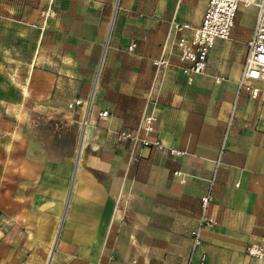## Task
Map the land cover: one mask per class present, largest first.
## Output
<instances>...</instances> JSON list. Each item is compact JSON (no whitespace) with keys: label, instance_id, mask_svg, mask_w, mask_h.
Masks as SVG:
<instances>
[{"label":"crops","instance_id":"0c3cea01","mask_svg":"<svg viewBox=\"0 0 264 264\" xmlns=\"http://www.w3.org/2000/svg\"><path fill=\"white\" fill-rule=\"evenodd\" d=\"M52 2L27 74L0 84L15 96L1 102L14 116L0 142V264H264L247 251L264 248V81L256 96L236 84L254 16L188 74L173 36L191 32L174 24L199 26L208 0ZM147 101L161 147L118 137ZM208 191L213 224L191 253Z\"/></svg>","mask_w":264,"mask_h":264},{"label":"built area","instance_id":"2783aa9c","mask_svg":"<svg viewBox=\"0 0 264 264\" xmlns=\"http://www.w3.org/2000/svg\"><path fill=\"white\" fill-rule=\"evenodd\" d=\"M241 6H252L255 13L252 30L246 40L244 63L236 84L238 92L244 89L250 91L252 96H256L259 89L253 86L252 82L264 81V0H208L199 26L190 27L188 24H174L176 31L189 28L191 33L189 36H173V45L178 50L179 60L188 62V64L182 66L183 72L188 74L203 72L208 51L214 40L216 38H229L234 25V17ZM134 47L135 43H131L128 49L132 50ZM154 63L158 65L166 62L161 63L160 60H155ZM77 104H82V100L77 98L74 102L69 103V106L72 107ZM99 114L106 115L107 111H101ZM156 119L154 103L151 104L150 101H147L137 126L132 130L119 132L118 137L130 139L133 144H139L141 147H161L159 140L152 137ZM86 123L87 118L85 117L83 125H86ZM228 125L225 130V137L230 134ZM210 198V191L201 197L203 212L197 226L192 230L191 253L200 243V230L202 227L213 224L211 218L205 214ZM247 251L250 255L264 257V248L256 243H250Z\"/></svg>","mask_w":264,"mask_h":264},{"label":"rangeland","instance_id":"374dc122","mask_svg":"<svg viewBox=\"0 0 264 264\" xmlns=\"http://www.w3.org/2000/svg\"><path fill=\"white\" fill-rule=\"evenodd\" d=\"M254 13L252 6L239 8L234 17V34L239 37L245 34ZM54 16L52 0H0V84L15 82L12 80L13 72L18 74L25 68L27 74L28 60L34 57L36 52L37 30ZM9 91V88L3 90L0 86V142L3 122L5 119L12 122L14 116L13 112L1 109L3 100L11 102L8 99L15 97L12 92L8 93ZM2 147L0 143V152Z\"/></svg>","mask_w":264,"mask_h":264}]
</instances>
